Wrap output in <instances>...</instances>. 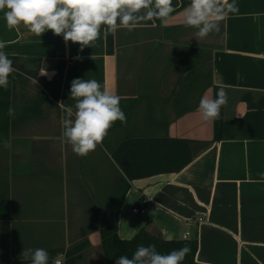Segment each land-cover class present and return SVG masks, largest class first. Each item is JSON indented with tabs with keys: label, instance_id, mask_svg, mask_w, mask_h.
<instances>
[{
	"label": "crops",
	"instance_id": "0c3cea01",
	"mask_svg": "<svg viewBox=\"0 0 264 264\" xmlns=\"http://www.w3.org/2000/svg\"><path fill=\"white\" fill-rule=\"evenodd\" d=\"M182 1L164 24L144 21L106 39L102 25L82 52L51 30H10L0 11V41L16 69L0 142V264H30L21 257L28 248L46 249L49 264H104L100 230L115 218L123 239L143 227L164 240L188 233L198 264H264V139L214 140L218 119L198 111L219 87L223 120L245 114L244 93L264 94V0H236L238 13L199 41L184 26ZM44 65L51 78L62 66L60 96L81 78L120 97L127 122L116 121L87 157L62 136L65 113L43 89ZM145 136L189 140L195 156L177 172L129 180L111 151Z\"/></svg>",
	"mask_w": 264,
	"mask_h": 264
},
{
	"label": "clouds",
	"instance_id": "9594fccd",
	"mask_svg": "<svg viewBox=\"0 0 264 264\" xmlns=\"http://www.w3.org/2000/svg\"><path fill=\"white\" fill-rule=\"evenodd\" d=\"M0 11H4L10 30L24 26L37 37L51 30L53 35L63 37L65 45L78 44L82 52L101 37L102 25L106 39L121 28L133 31L144 21L155 24L160 20L164 24L176 9L173 0H0ZM238 11L236 0H190L183 9V23L195 29L194 37L199 41L218 33L221 22ZM5 47V42L0 41V88L7 89L9 76L16 69L3 51ZM39 75L51 79L54 73L49 74L44 65L39 68ZM70 98L74 100L73 105L59 104L65 113L61 121L62 136L79 157H87L94 151L116 121L127 122L119 95L102 88L95 79H73ZM227 102L226 90L219 87L214 97L201 96L198 111L204 121L217 120ZM189 252L187 245L167 254L157 251L155 245H138L131 257L122 255L115 264H182ZM21 257L30 260V264H49V253L44 248L24 249Z\"/></svg>",
	"mask_w": 264,
	"mask_h": 264
},
{
	"label": "trees",
	"instance_id": "16d2710c",
	"mask_svg": "<svg viewBox=\"0 0 264 264\" xmlns=\"http://www.w3.org/2000/svg\"><path fill=\"white\" fill-rule=\"evenodd\" d=\"M190 0H183L181 6ZM62 66L49 80L43 81V89L54 100L66 106L74 104L70 97L60 96ZM11 94V77L7 89L0 88V142L8 135V108ZM246 112L241 117L223 120L214 124V140L220 139H264V94L246 92L242 95ZM112 157L129 180L144 178L159 173H172L181 170L192 161L195 152L189 140L168 136L128 137L119 142L111 151ZM101 251L104 264H115V260L127 255L131 257L138 245H155L157 251L167 254L171 250L187 245L190 252L182 264H198L194 257L197 249L196 238L164 240L150 231L141 228L134 236L123 239L117 233V219L103 225L100 230Z\"/></svg>",
	"mask_w": 264,
	"mask_h": 264
},
{
	"label": "built area",
	"instance_id": "2783aa9c",
	"mask_svg": "<svg viewBox=\"0 0 264 264\" xmlns=\"http://www.w3.org/2000/svg\"><path fill=\"white\" fill-rule=\"evenodd\" d=\"M132 212H133V213L143 212V205L140 204L139 206L133 207V208H132ZM187 236H188V233H185V234L183 235V238L185 239V238H187ZM56 263H57V264H60V261L58 260V261H56Z\"/></svg>",
	"mask_w": 264,
	"mask_h": 264
}]
</instances>
